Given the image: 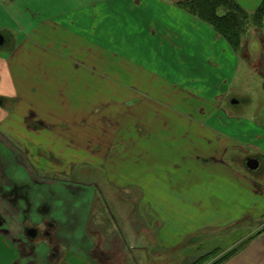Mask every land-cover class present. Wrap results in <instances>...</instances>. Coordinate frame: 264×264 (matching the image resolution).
I'll use <instances>...</instances> for the list:
<instances>
[{
  "label": "crops",
  "instance_id": "1",
  "mask_svg": "<svg viewBox=\"0 0 264 264\" xmlns=\"http://www.w3.org/2000/svg\"><path fill=\"white\" fill-rule=\"evenodd\" d=\"M184 1L187 0H0V33L5 37L0 46V162L3 167L6 162H19L24 156L42 155L44 151L48 156L38 157L40 161L103 160L111 164L113 172L114 162L128 161L132 171L144 169L142 173L146 175L145 184L130 178V187L147 188L143 193L146 199L144 232L139 235L141 238L135 232L134 239L142 243V237L146 236L164 243L165 247L170 244L167 237L171 224L165 216L168 205L161 206L165 199L161 192H156L155 180L161 182L158 185L164 182L175 190L200 189L203 182L210 190L206 199L201 200L205 210L220 200L229 199V203L233 190L237 197H244V191L249 196L263 197L257 176L264 174V108L261 119L254 113L235 115L242 105L250 107L255 100L250 95L232 92L234 85L249 82L247 75L242 74L246 79L239 75L242 56L210 24L190 14L181 5ZM235 1L250 13L263 2ZM257 45L253 41L249 45L256 55ZM122 51H136L141 62L132 65L131 58ZM153 60H159V67L166 70L168 82L179 83L178 94H172L182 101L161 99L171 93L165 87L155 92L158 99L152 97L150 66L153 67ZM185 77L188 84L180 88L179 81ZM125 81H130L126 87L114 84ZM91 83H97L99 88ZM150 96L158 100L150 102L161 111L159 119L165 117L161 120L168 124L165 128L175 131L180 128L183 138L193 135L198 142L199 149L194 144L186 149L189 144L184 139L182 148H177L182 154L177 156L178 163L172 166V173L167 163H163L164 158L168 159L162 155L168 154L167 140L153 141L145 129L138 132L136 126L133 128L131 120L127 145L121 144L116 135L112 137L114 122L107 116L116 114L119 118L120 108L128 105L121 98L146 100ZM185 96L188 101H191L189 96L196 100L197 113L201 114L197 121L185 123L186 111L179 109ZM226 97L233 100V107L228 110L222 107ZM207 106L210 115L205 117ZM129 107L125 115L133 118L132 111L136 114L137 111L134 105ZM151 114L154 113L151 111ZM105 123L107 127H103ZM44 146L47 150L43 151ZM112 146L118 148L112 152ZM246 146L256 151L243 156ZM75 153L81 155L80 160ZM250 157L260 162L255 170L247 166ZM132 173L129 171L128 175ZM219 184L222 192L212 193L217 190L211 189H218ZM168 201L173 202L171 198ZM234 205L222 207L226 210L220 218L224 216L226 222L195 224L192 231L181 234L173 245H182L189 236L203 229L264 218V206L259 207L256 202ZM233 208L234 217L230 218L225 212ZM239 241L246 242L237 250L231 251L233 246L224 250L221 256L227 255L226 259L217 264H264V230L242 236ZM31 252L25 255L14 239L0 229L3 264H14ZM67 258L64 262L61 253L55 254L50 263L91 264L90 260L96 264L85 252L76 249Z\"/></svg>",
  "mask_w": 264,
  "mask_h": 264
},
{
  "label": "rangeland",
  "instance_id": "2",
  "mask_svg": "<svg viewBox=\"0 0 264 264\" xmlns=\"http://www.w3.org/2000/svg\"><path fill=\"white\" fill-rule=\"evenodd\" d=\"M250 14L238 51L243 60L239 75L240 77L243 76V79L247 77L249 82H242V86L240 84L234 85L232 92L234 95H250L255 99L250 107L242 105V108L238 109L235 115L254 113L256 118L261 119L260 116L264 108V24L256 25L252 13ZM218 36L220 35L218 34ZM252 41L258 44L257 55L249 49ZM244 43H246L245 47L243 46ZM122 53L127 58H131L132 65L134 62H141L136 51L131 53L122 51ZM233 53L236 55L234 51ZM153 62V67L150 66L153 71L151 80H153L152 89L154 90L152 97L158 99L155 92L157 89L165 87L164 89L170 90L171 93L162 96L161 99L170 102L182 101L176 95L178 94L179 83L168 82L169 77H166V70L159 67V60L157 62L153 60ZM58 67L61 70V67ZM135 72L139 73L138 69H135ZM242 74L247 76L244 77ZM187 81L186 77L180 79V88L184 85L187 86ZM125 82L114 84H119L121 87L130 84V81ZM109 84L111 85V82ZM139 84L137 83V85ZM91 85L94 88H99L97 83H91ZM92 86L90 87L92 88ZM175 92L176 94H172ZM202 95L205 93L203 92ZM152 97L150 96L146 100L140 97L121 98V102L125 101L128 105L120 108V119L117 118L116 114L106 116L114 122L112 137L115 135L119 137L123 145L128 143L129 120H131L133 128L136 126L138 132L144 129L149 132L153 141L167 140L169 142L167 143L168 154L162 153V155H166L168 159L166 160L162 156L159 160L164 158L163 163H167L172 173V166L178 163L176 161L177 156L182 154L178 149L182 148L184 139L189 144L186 149L192 148L193 144L195 148L199 149L198 142L195 141L193 135H186L183 138V130L180 128L176 131L172 128H165L168 124L161 122V120H165V117L159 119L158 113L161 111L150 102H157L158 100ZM189 98L191 101H188L185 96V99L183 98L184 104L179 107V109L186 111L184 114L185 123L190 120L197 121L201 115L197 113L199 107L196 100L192 99V96ZM104 100L112 101V99ZM232 101L231 97H226L223 100V109L228 110L233 107L231 106ZM132 105L137 111V114L132 111L133 118L125 115L131 109L129 106ZM209 109L210 107L207 106L208 114L204 115L205 117L210 115ZM151 111L154 114H151ZM103 127H107L106 123ZM159 128L162 130L157 131ZM199 144L202 146V143ZM115 148L118 146H112V152L115 151ZM42 149L43 151L47 150L45 146ZM243 149L245 152L243 156L256 151V148L252 146H246ZM116 152L115 156L117 155ZM43 155L48 156L46 151L37 156L32 153L29 158L22 157V161L6 162L5 167L0 162V229L2 228V231L7 232L14 239L15 244L25 255L32 251L25 258L17 259L14 264H51L50 260L54 252L56 255L61 253L65 262L72 249L85 252L96 264H213L223 255L224 250L230 249L231 246H239L242 243L239 241L242 236L264 230V218L260 221L247 220L234 226L203 229L201 232L189 236V239L182 245H173V242H176L181 234L192 231L195 224L202 225L208 221L226 222L224 216L220 218V214L226 210L222 209L225 205L228 207V205L233 204L235 206L234 204L241 202L246 204L247 202H256L259 207H263L264 174L257 176L262 186L259 190L263 191V197L249 196L246 191L243 193L244 197H237L235 190H233L232 199L229 203H227L229 199L220 200L212 203L211 207H207L206 210L201 200L206 199L210 190L203 182L200 189L182 188L175 190L164 182L158 185L161 182L155 180L153 183L155 188H158L155 189L156 192H161L165 199V204L160 205L163 207L168 205L165 216L171 224L169 237H167L170 244L165 247L164 243H160L157 239L152 241L146 236H144L146 239L142 237V243L136 242L134 239L135 232H138L139 238L144 232L142 230L143 215L146 213L144 194L147 188L135 189L129 184H131L132 178L141 180L142 184H145L146 175L142 173L144 169H140V172L137 169L138 172H135V169L132 171L130 168L128 161L114 162L115 172H113L110 170L111 164L105 163L106 161L103 160L100 162L96 160L65 162L54 158V161H40L38 157ZM49 156L52 157V155ZM80 156L78 154L76 158L80 160ZM117 166L120 168L118 169ZM129 171L130 173L133 172V175H128ZM116 179L117 182L114 183ZM216 187L218 189H211L217 190L212 193L222 192L221 184ZM174 192L178 194L176 195ZM246 197L248 199H245ZM170 198L173 202L168 201ZM185 203H190V207H187ZM160 205L158 206L160 207ZM232 212L235 213V208L231 212L228 210L225 213L232 218L234 217ZM231 214L233 216H230ZM49 221L53 223L52 226L48 225ZM27 226L37 227L42 232L48 231L50 234L47 236L41 234L34 239H29L25 236V227ZM215 247H217L216 252H214ZM1 261L0 259V264H3ZM89 262L94 264L90 260ZM85 264L88 263L85 262Z\"/></svg>",
  "mask_w": 264,
  "mask_h": 264
},
{
  "label": "trees",
  "instance_id": "3",
  "mask_svg": "<svg viewBox=\"0 0 264 264\" xmlns=\"http://www.w3.org/2000/svg\"><path fill=\"white\" fill-rule=\"evenodd\" d=\"M181 5L192 15L210 24L217 34L227 40L233 50L239 51L242 36L251 16L235 0H187ZM256 25L264 24V0L259 8L252 13ZM246 241L239 246L233 247L231 251L241 248ZM216 252V251H214ZM213 252V253H214ZM227 255L221 256L213 264L225 260Z\"/></svg>",
  "mask_w": 264,
  "mask_h": 264
},
{
  "label": "flooded vegetation",
  "instance_id": "4",
  "mask_svg": "<svg viewBox=\"0 0 264 264\" xmlns=\"http://www.w3.org/2000/svg\"><path fill=\"white\" fill-rule=\"evenodd\" d=\"M12 192V191H11ZM10 194H12V193H10ZM48 225L49 226H52L53 225V223H51L50 221L48 222ZM26 229H25V236L27 237V238H29V239H34V238H36V237H38L39 235H41V234H45L46 236L47 235H49L50 233L48 232V231H44V232H42L39 228H37V227H29V226H27V227H25ZM2 229V228H1ZM31 231H33L32 233H31ZM27 245V244H26ZM55 252H54V256H55Z\"/></svg>",
  "mask_w": 264,
  "mask_h": 264
},
{
  "label": "water",
  "instance_id": "5",
  "mask_svg": "<svg viewBox=\"0 0 264 264\" xmlns=\"http://www.w3.org/2000/svg\"><path fill=\"white\" fill-rule=\"evenodd\" d=\"M5 42V37L3 34L0 33V46L3 45ZM259 160L257 158H254V157H250L248 160H247V166L249 169L251 170H255L259 167ZM33 231H31L32 233Z\"/></svg>",
  "mask_w": 264,
  "mask_h": 264
}]
</instances>
